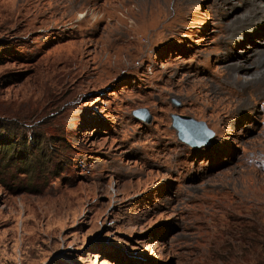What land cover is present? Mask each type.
I'll return each mask as SVG.
<instances>
[{"label":"rangeland","instance_id":"374dc122","mask_svg":"<svg viewBox=\"0 0 264 264\" xmlns=\"http://www.w3.org/2000/svg\"><path fill=\"white\" fill-rule=\"evenodd\" d=\"M68 5L0 0V264L252 256L240 251L264 211V107L229 119L246 98L234 93L223 123L184 102L206 69L222 83L215 56L237 22L260 18L228 61L263 45L264 0H97L69 15ZM175 114L211 136L181 139Z\"/></svg>","mask_w":264,"mask_h":264},{"label":"bare ground","instance_id":"6f19581e","mask_svg":"<svg viewBox=\"0 0 264 264\" xmlns=\"http://www.w3.org/2000/svg\"><path fill=\"white\" fill-rule=\"evenodd\" d=\"M96 1L97 0H67V3H69L68 10L65 7V10L63 12L67 11L69 15V13H71L74 8L82 6H96ZM82 15V12L79 13V16ZM254 15V17H252V15L251 18L248 20L245 19L244 22L242 20L241 24H239L240 21L237 19L239 22H237L234 26L235 29L233 28V33L221 40L226 43V46L225 49L218 48L215 59L223 64L221 67V75L224 76V78L222 79L223 81L221 80L222 83L218 82L219 76L217 74L211 73L210 70L208 71V69H206V74L202 77L203 83H200L201 86L199 87V90H195L194 94H189L190 96L185 99L184 104L188 106V110L195 109L198 103H204V109L211 110V113L213 110L217 111V113L220 115V121L222 122L223 120L224 123L226 120L221 115L226 109V104L228 105L232 101L231 97L234 93L246 94V98L239 101L240 103L237 107L234 106L229 109V113L227 114L229 119L234 116L233 113L235 111L241 110L243 108L250 109L251 105H255L256 103L260 102L264 107V40L262 41V46L251 48V50L253 51L250 53V58H252L250 61L247 60L248 58L245 57L246 55L244 57L242 56L243 50H240V57H237L233 61H228L229 59H231L234 46H239V44L243 45V43L240 42L241 30L245 29L246 25L250 26L249 24L251 22L253 23V18H255L256 21H259V17L257 16V14L255 13ZM83 20L86 19L81 18V21ZM98 22L99 21H95L93 24H97ZM260 31L261 30L255 29L254 33L258 34ZM205 100H208L207 103L209 104H205ZM250 101H252L253 104H251L252 102ZM228 121L229 120L227 119V122ZM182 138L193 144L196 143L195 139L200 141L202 140V142L205 141L203 139H200L201 134L199 131L196 130L188 131V136L186 138L182 136Z\"/></svg>","mask_w":264,"mask_h":264},{"label":"trees","instance_id":"16d2710c","mask_svg":"<svg viewBox=\"0 0 264 264\" xmlns=\"http://www.w3.org/2000/svg\"><path fill=\"white\" fill-rule=\"evenodd\" d=\"M264 217V211H259V218L255 217V226L252 227L253 238L251 239H241L244 243V247L241 249V253H252V256L247 258H242L241 260H236L237 264H264V223H261ZM225 240V239H222ZM217 241V237L214 238V244ZM218 249H223L225 244H215Z\"/></svg>","mask_w":264,"mask_h":264},{"label":"water","instance_id":"95a60500","mask_svg":"<svg viewBox=\"0 0 264 264\" xmlns=\"http://www.w3.org/2000/svg\"><path fill=\"white\" fill-rule=\"evenodd\" d=\"M142 111L145 113L146 109L144 107H138L134 109L135 114L141 117H145L146 114H142ZM173 124L177 127L178 135L181 138L182 136L186 138L188 136V131H192V130L199 131L201 134L200 139L204 138L203 140H207L212 134V130L209 127H207V125L203 121L196 120L188 115L175 114Z\"/></svg>","mask_w":264,"mask_h":264}]
</instances>
